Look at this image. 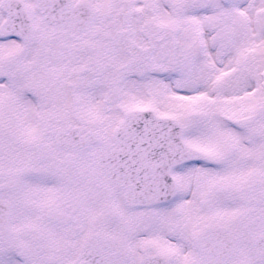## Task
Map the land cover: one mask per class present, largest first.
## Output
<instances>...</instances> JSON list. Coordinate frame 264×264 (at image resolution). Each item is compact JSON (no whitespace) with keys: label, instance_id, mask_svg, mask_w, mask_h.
<instances>
[{"label":"snow or ice","instance_id":"snow-or-ice-1","mask_svg":"<svg viewBox=\"0 0 264 264\" xmlns=\"http://www.w3.org/2000/svg\"><path fill=\"white\" fill-rule=\"evenodd\" d=\"M0 264H264V0H0Z\"/></svg>","mask_w":264,"mask_h":264}]
</instances>
